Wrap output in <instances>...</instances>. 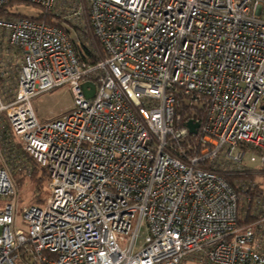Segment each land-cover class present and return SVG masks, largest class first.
<instances>
[{"label":"built area","instance_id":"2783aa9c","mask_svg":"<svg viewBox=\"0 0 264 264\" xmlns=\"http://www.w3.org/2000/svg\"><path fill=\"white\" fill-rule=\"evenodd\" d=\"M11 1L60 25L0 17V115L48 173L22 231L0 165V264H264V0ZM62 87L72 110L39 121Z\"/></svg>","mask_w":264,"mask_h":264},{"label":"rangeland","instance_id":"374dc122","mask_svg":"<svg viewBox=\"0 0 264 264\" xmlns=\"http://www.w3.org/2000/svg\"><path fill=\"white\" fill-rule=\"evenodd\" d=\"M13 13L28 17V18H37L39 15L42 14L43 19L45 18L46 21L53 25H60L58 21H56L54 16L52 17L51 13L45 12L42 8L35 6V5H26V4H20V5H13L12 7ZM56 21V22H53ZM72 37L74 35L72 34ZM85 41V40H84ZM90 42V45L92 47V38L88 40ZM94 46L96 47V52L99 53L100 47L98 43L94 42ZM9 60V55H1L0 56V64L1 62L7 63ZM9 64V63H7ZM10 76V81H8V91H13V80L15 77V72L14 73H8ZM9 79V78H8ZM31 106L32 109L37 117V119L41 122H50L56 119H59L62 115L65 113L69 112L73 108V98L72 95L67 87H62L58 88L55 90H52L50 92L42 93L38 96H36L32 101H31ZM6 122L5 120L0 116V163H4L5 167H8V164L5 160V153H4V148L7 142L5 140H8L9 138L5 135L6 130ZM14 142L11 139V145H13ZM5 145V146H4ZM9 173L11 176H18V180L21 182L19 187L16 185L18 189V204H17V211L15 215V228L20 229L22 231H26V226L23 221V209L26 205L29 204H41L46 200L47 197V191L45 188V182L43 183V201L42 202H34L33 200V186L32 182L29 179V174L27 173V170L25 168L20 167H8ZM25 177V178H21ZM28 177V178H26Z\"/></svg>","mask_w":264,"mask_h":264},{"label":"trees","instance_id":"16d2710c","mask_svg":"<svg viewBox=\"0 0 264 264\" xmlns=\"http://www.w3.org/2000/svg\"><path fill=\"white\" fill-rule=\"evenodd\" d=\"M20 4H26V5H29L28 3H23V2H17V1H11L7 6H5L4 8L0 9V17H4V18H10V17H15V16H22V15H19V14H16V13H13L12 11V6L13 5H20ZM23 17V16H22ZM25 17V16H24ZM33 19H36L38 21H45L46 23L48 24H51L49 23L48 21L45 20V18L43 19L42 17V14L39 15L37 18H33ZM87 54L89 55V52H87ZM93 59V58H92ZM16 78H17V72H15V77L13 80L14 84H15V81H16ZM5 94V91H4V83H3V80L0 79V97L3 96ZM190 106L188 104H186L185 102H182L180 101L179 103V106H178V109H177V113H180L181 115H186V118L185 119H190ZM4 120H5V116L2 114L0 115ZM6 122V120H5ZM6 132H5V135L9 138L8 140H5L7 142L6 145L8 146H5L4 148V155H5V160L8 164V167H11L13 168V165L14 167L16 166L17 168L21 166V168H25V170H27V173L29 174V179L31 180L32 182V186H33V200L34 202H42L43 201V197H42V194H43V183L46 181L47 179V176H48V173H47V170L46 168L42 167L41 165H39L32 157H30L23 149H22V146L20 145V143L18 142V140L14 137L12 131H11V128L9 126V124L6 122ZM11 139L13 140L14 144L11 145ZM0 165L4 166L5 167V164L4 163H0ZM8 167L6 166V170L9 172L8 170ZM254 172H258L259 170H255L253 169ZM263 171V170H261ZM262 173V172H260ZM10 175V173H9ZM258 176H263V174H256V173H253L251 175H246V176H233V175H225L224 176V179L230 184L233 186V188L235 189L236 185H235V182L236 180L238 179H243L244 180V184L247 185V182L250 181V182H254L255 178H257ZM21 178H25V177H22L20 176ZM10 178L12 180V182L16 183V185L19 187V185L21 184V182L18 180V176H11L10 175ZM28 178V177H26ZM16 187V186H15ZM256 187H258V185H256ZM240 189H242L240 187ZM16 190L18 191L17 187H16ZM250 206H246L245 205V209L243 211H245V215H244V218H245V222L249 223V222H252L255 217L249 215L250 213ZM263 234V232H262ZM18 264H32L30 263V261L28 260V258H26L25 256H22L20 258V261L18 262Z\"/></svg>","mask_w":264,"mask_h":264},{"label":"water","instance_id":"95a60500","mask_svg":"<svg viewBox=\"0 0 264 264\" xmlns=\"http://www.w3.org/2000/svg\"><path fill=\"white\" fill-rule=\"evenodd\" d=\"M90 88V92H86V89ZM81 89L84 93V96L89 99L92 97L93 93H94V85L91 83H85L81 86ZM187 128L189 130L190 134H195L196 133V129L198 128V125L195 123H192L191 121L187 122Z\"/></svg>","mask_w":264,"mask_h":264}]
</instances>
